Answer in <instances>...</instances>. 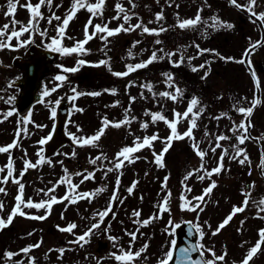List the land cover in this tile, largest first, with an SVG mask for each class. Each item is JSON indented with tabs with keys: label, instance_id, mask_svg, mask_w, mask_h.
<instances>
[{
	"label": "rangeland",
	"instance_id": "1",
	"mask_svg": "<svg viewBox=\"0 0 264 264\" xmlns=\"http://www.w3.org/2000/svg\"><path fill=\"white\" fill-rule=\"evenodd\" d=\"M37 2L38 0H31L33 5ZM88 2L95 3L96 0H88ZM239 2L245 3L246 0H239ZM25 3L26 0H19V5L14 17L17 22L23 24H27L30 18L29 11L23 7ZM117 3L121 4L131 16V19L127 24L122 18L123 13L120 14V19H113V17L117 16V10L115 7ZM72 4L73 0H52L50 7L47 5L42 6L40 11L44 16V19L39 20L37 26L38 31H34L31 34L25 33L19 38V40H27L31 35V41L38 40L37 42L42 43L43 45L51 43V39L57 37V25L62 23L63 18H65L66 14L70 12ZM133 4L135 7H133ZM198 10H200L202 19L200 24L186 29H180L176 26L178 19L184 20L195 18ZM255 10L257 12L264 11V0H257V7ZM6 11L7 0H0V27L6 23H11L12 17H6L4 15ZM160 12H163L164 19L156 21V14ZM52 14L61 17V21L53 20L52 23L49 24L48 17ZM214 16L219 17L221 21L236 24L240 30L234 32L232 28H212V17ZM89 17L90 13L86 9H80L76 12L75 17L70 21L68 28L66 29L65 38L61 41L63 47H73L77 41L84 40L85 25L88 23ZM244 20L245 18L242 13L219 0H131V3L130 0H105L103 14L102 16L95 17L93 19V24H101L103 26L107 25V22H110L113 26H107L110 29H115L121 24H124L125 27H127L129 24L135 25L142 22L144 26H147L150 29L159 30L163 27L167 29V31L160 32L159 35L144 33L142 29H136L135 31L130 32L121 31L116 35L108 37L107 41L100 38L102 35L106 34L98 33L93 39L89 40L84 45V52L68 55L63 54V57L59 59V61L51 64L53 67L57 68L61 75L64 73L67 76L69 75V77L63 82L56 80V76L46 79L45 90L50 91L52 88H56V91H50V95L47 96L46 100L34 111V115L30 119L31 122L28 124L29 126H32L33 129L36 127L35 124L37 123V120L42 121L41 125L45 124V122L49 124V114H51V112L49 113V110L51 111V106H54V102L57 99L64 98L72 93L71 88L73 87H75L78 92L84 93V95H80L75 100V108L82 110L87 109L86 114L81 115L82 112L75 111L73 106L74 111H72V122L69 124L70 126H77V123H82L80 125L82 130L78 131V133H80L79 137H82V132H84L83 129H85V126L87 132L93 135L102 127V124L94 127L95 124L101 123L105 118H107L109 122L121 121L125 118V110L131 108V111L128 114L129 118L132 116L136 118L131 124L119 128L112 126L107 127L104 135L101 137L102 140L96 142V145L101 144L106 152L104 155L107 156V159L103 160V166L105 169L112 167L109 162L115 159L116 153L125 146H132L136 137L142 139L144 136H151L155 133L158 134L159 139L152 143L151 148L146 147L133 154L134 158L138 157L135 159L134 163L125 162V166L122 169L107 172V174H105V180H107V182L109 180L111 184L106 185V189L111 188V180H114L113 177H116L118 174L122 176L119 187L122 186V181L124 179L129 181V185L133 184V182L139 178V182L136 185L139 194L136 193L133 196L132 201L126 199L124 206L131 204V206H140L142 208V206L145 205L147 210L143 211L144 215L149 212H152L150 217L162 214L163 219L172 220L174 223L183 218L197 219L195 221L199 224V227H202L203 232L205 233L204 240H201V244L205 249H212L216 255H222L221 249L226 246L229 247L228 254L225 255L224 261L218 262V264H240L244 258L242 255L245 254V249L247 247L252 248L257 243L260 239L258 233L261 229H264V218H262L264 217V214H262L260 219H257L256 216L252 217L251 213L255 209H251L250 207V204L256 207V203H252V199L257 194L261 193L262 195V192H264V179L260 176L261 174L257 169L260 162V146L252 139L246 140L243 145H239L246 150L249 158V162L242 165L238 162V159L232 158L234 156V135L237 136L240 133H233L230 131L234 124H239L242 120H245V117L236 111V107H250L251 103L248 105L245 104L244 106L241 103L244 100V97L246 99L252 98L253 100L254 85L248 73L241 68L239 63L231 61L232 64L227 67L226 76L220 74L217 70L221 69V63L219 60L221 59V56L229 57L230 54H240L241 56L244 47L250 43V40L253 42L260 36L259 27L256 24H253L249 18H246V21ZM116 22L121 23L117 24ZM18 28L19 23L17 24V29ZM44 30H47L46 35L42 37L39 32ZM10 31L11 29H9V32ZM88 31L89 34H91L93 28L89 27ZM224 39L229 40L230 49L223 52L228 56L221 54L220 47L219 49L215 48L218 46L217 43L222 42ZM156 40H160L161 43L156 44ZM0 41H5V38L0 37ZM137 41L139 43H136ZM5 42L8 43L10 47L0 48V97H2V99H0V117H3V114L6 112L2 107H5L7 104V98L10 96L15 97L17 95L16 88H11L8 85V82L20 73L19 69L12 65V57L15 53H23V50L29 44L28 43L23 47H17L19 41L16 38ZM196 45H199L200 49L204 48L203 45H208L207 48L216 50L212 51L214 55L211 56H208L210 52L198 55L197 48L195 47ZM161 49L163 52L160 51ZM154 51L157 52L158 57L163 56L164 58L157 59L147 67L137 69L136 71L129 73L127 76L117 77L112 74L113 72L127 71L128 65H136L147 61ZM215 51L216 53H214ZM167 52H176L177 55L169 59L164 56ZM129 53H131V55H129ZM181 54L184 56V63L173 68L174 64L172 61L180 60ZM188 57L196 58L189 61ZM79 60H84L86 63L78 66L77 61ZM101 60H106L107 64L101 65L99 63ZM206 61L208 64L205 68L196 72L192 71L193 67L205 64ZM251 62L260 78L264 80V70L261 71V66L264 69V46L259 47L255 51L251 56ZM164 63L170 64L172 66L170 70H174L173 72L175 74L166 70L161 71L160 68ZM73 67H78V71L75 72L78 76L77 79L71 76V73L73 72L68 73L63 71L64 68ZM166 73L173 76L172 87L168 86L165 76ZM205 73H207L206 77ZM202 77L204 78L202 79ZM130 83L132 86H129ZM145 84L152 85L151 92L148 91L147 88L142 87V85ZM58 85L60 86L58 87ZM177 87L181 89L182 95L175 102L165 97H160L158 95L154 96V93L164 91L174 92ZM119 88L121 91H119ZM112 89L116 90L115 94H112ZM93 92H98L100 95H85V93ZM130 97H135V101L130 102ZM194 97L200 102L199 105H197V109L202 108L203 111L197 119V127L193 130V136L196 141L199 142L201 150L207 152V155L204 158V164L208 170L216 167L221 155L220 148L216 149L215 153L210 150L212 147H215V137L220 134L230 137L229 140L221 141L222 147L228 149V153L223 161L224 169L219 175H214L217 177L215 180L217 186L213 189L212 193L205 198L206 203L202 205L203 211L181 210L180 207V196L182 192L189 200H191L192 197L201 195V191L207 188L206 185L211 182L207 178L201 181L196 175L190 177L187 181L184 179L189 171L199 168L201 164L200 158L196 155L191 146L193 143L192 140L188 138L174 140L172 146L163 157L164 166L159 167L154 162L153 153L159 154V143L160 141L165 140L170 129L165 123H163V121H157V123H154L155 126L148 124L149 126L147 129L141 128V123H144L145 120L150 117V115L145 114L146 112H162L169 120H171L173 118V111L183 113ZM126 99L129 103L121 113L124 116H121L118 110L109 112L108 106H111L112 103L115 105V101L119 100H122L124 103ZM123 103L118 104V107H122ZM89 105L91 107L94 106V109L90 108ZM12 107H14L13 104ZM197 109H194V111ZM105 112L107 114L102 118V114ZM39 113H41L42 119L41 116H39ZM36 116H38V119H36ZM263 116L264 102L255 109L252 115V121L255 122V129H253L254 135L260 136L262 134L264 128ZM81 117L82 121H77V118ZM216 117L220 118L217 119ZM13 123L18 125L16 118L13 119ZM89 125L93 127L88 129ZM187 128L188 121L181 119L177 125V131L182 134ZM205 132L210 135L205 136ZM132 134H135V137H133L134 139L131 137ZM100 141L103 142L100 143ZM8 142L6 136L0 138L1 145L7 144ZM25 145L27 147H34L38 153V146L35 139L23 144L22 147ZM83 147L84 150H86V146ZM18 149L19 148H16L15 150ZM71 149L70 146H67L61 150L59 172H54L55 169L50 167V165L48 175H58L60 173H64L65 175L64 169H67L69 174H71V171L73 172L76 170V166H79V163L77 165L74 163L69 164V161L67 160V157L71 153ZM37 153L32 156L33 160L38 158ZM56 159L57 157L55 160ZM15 172L17 171L15 170ZM36 177L40 176L37 175ZM165 177H167V187L163 188L162 185L165 184ZM211 179L214 180L213 176ZM34 180H36V178H34ZM23 182L24 185H26L30 180H22V183ZM185 184L192 189L191 192H185ZM4 185L7 184H0V186ZM15 186L18 187L16 184ZM116 187L117 184L112 188L116 189ZM127 190L128 189L126 188L124 194L119 195V188L118 196L120 198L127 196V194H129ZM169 191L172 194L168 205L170 211L160 213L159 205L163 201V197ZM63 192L64 188L59 190L58 195ZM244 192L251 193L248 208L241 213H237L228 225L221 229L216 235H213V232L216 231L218 225L232 211L233 206H240L242 204L245 198L244 195H242ZM7 194L6 191L3 195V200L0 202H6L8 198ZM193 203H195V201H193ZM12 204H9L7 208H3V210L0 211V218H3L4 220L7 219L12 211L10 210ZM107 206L108 204L106 207ZM131 206L128 205L125 207V210L120 211V216L135 218L132 214ZM55 208L56 211L52 216L39 225L49 237L48 240L41 243L42 246L40 248H35L36 253H40L35 257V264H41L43 261H51L50 264H61L60 262L62 261V258L68 260L69 254H71V262L74 256L70 248L71 243L69 244L66 241L61 242L59 239V237H64L65 234L67 237L71 234L62 232L59 228H64L68 224L75 223L76 221L81 222V220L86 217L88 211L85 210L84 212H81V207L79 205H75V203L71 204L68 201L56 203L51 209ZM40 212H43V210H40ZM139 212L140 214L142 213L141 209ZM19 220L23 223L21 224ZM160 220L162 219H156L154 221ZM14 224L16 225V230L13 233H17L19 231H24L27 222L22 219H17ZM104 224L107 229L106 233L103 235H96L107 240L108 245L110 246L101 252L108 257L102 260L103 263L106 260L113 258L111 256L112 253L120 254V246L126 244L129 240L127 238V228L122 229L121 232H111L109 227L110 223ZM153 224L155 225L152 227L150 238L144 243H141L139 250L147 245V247L152 250L150 254L156 256L163 249L154 258L157 260L163 257L168 250V240L166 241V239L169 235V231L166 228H161L155 222H153ZM28 227L30 228L29 225ZM120 228L121 227H114V229ZM54 229H56V231L52 233ZM112 234L118 236L115 241L109 239V237H113ZM124 234L126 237L123 240L121 235ZM39 235L40 232L36 234V236ZM12 238L13 235H7V233L0 235V264H4L5 253L20 252L22 249V244L18 240L19 238ZM75 238L73 240H75ZM96 240L97 237L94 241L88 242L86 251L91 250L93 252L92 259L97 261L98 259L96 256L98 254L95 252L99 249L98 245L102 246L103 243L98 244ZM72 244L76 246L79 245ZM61 248L66 249L62 257H60L61 254L58 251L50 252V250H58ZM237 249L241 250V252H238ZM73 250H76V248H73ZM46 252H49V255L54 257H49ZM88 253L91 255V252L80 253L83 254L81 258L83 262L90 261ZM205 253L212 258L208 252ZM76 258H78V256ZM111 263H114V261L111 260ZM12 264L21 263L15 262ZM252 264H264V247L261 253L254 257Z\"/></svg>",
	"mask_w": 264,
	"mask_h": 264
},
{
	"label": "snow or ice",
	"instance_id": "2",
	"mask_svg": "<svg viewBox=\"0 0 264 264\" xmlns=\"http://www.w3.org/2000/svg\"><path fill=\"white\" fill-rule=\"evenodd\" d=\"M104 3H105V0H96L95 3H89L88 0H73V4H72V8H71L70 12L68 14H66L65 18H63L62 23L57 25V37L52 38L51 43H49L47 45V47L53 52L68 55V54H72V53L84 52L85 51L84 45L89 40L93 39L94 36H96L98 33L106 34V35H102L100 38L107 41L108 37L116 35V34L120 33L121 31L130 32V31H135L136 29H142V31L144 33H148V34H152V35H159L160 32L167 31V29H165L163 27H161L159 30L150 29L147 26H144L142 22H139L135 25L129 24L127 27H125L124 24H121L115 29H110L107 25L102 26L101 24H93V19L95 17L102 16ZM130 3H131V0H130ZM229 3L232 6L237 7L238 9H240L242 11H247L249 13L250 21L253 24H256L257 22H259V26L261 27L262 30H264V11L257 12L255 10L257 7V0H246L245 3H238L237 0H229ZM51 4H52V0H38V2L35 5H33L31 3V0H26V3L23 5V7H25L29 11L30 18H29L27 24H23V23L17 22L14 18L16 9L19 5V0H7V11L4 13V15L6 17H12V20H11L10 24L6 23L2 27H0V37H4L5 41H11L13 38H16L19 41L17 47H23V46L27 45L28 43H31L32 42L31 41V35L29 36V39H27V40L20 41L19 38L21 36H23L25 33L31 34L34 31H38V27H37L38 22H39V20L44 19V16H43L42 12L40 11V9L42 6H45V5L50 7ZM115 7L117 10V16L113 17V19H120L121 18L120 14L123 13L122 18L125 21V23L127 24V22L131 19V16L127 13V11L124 9V7L121 4L117 3ZM133 7H135L134 4H133ZM80 9H86L90 13L88 23L85 25V31H84V37L85 38L82 41H77L73 47H63L61 45V41L63 38H65L66 29L68 28L70 21L75 17L76 12ZM163 19H164L163 12L156 14V21H161ZM53 20L61 21V17L56 16L55 14H52L50 17H48V23L51 24ZM212 21H213V23L211 24V27L214 29H219V28L231 29L234 27V25H232L231 23L221 21L219 19V17H217V16L212 17ZM201 22H202V19H201V15H200V10H198L195 18L184 19V20L178 19L176 26H178L180 29H186L189 27H195L196 25L200 24ZM18 23H19V28L17 29ZM89 27L93 28V32L91 34H89V31H88ZM9 29H11L10 32H9ZM46 31L47 30L40 31L39 34L43 37L46 35ZM5 41H0V48L10 47V45L8 43H6ZM136 43H139V42L137 41ZM155 43L160 44L161 41L156 40ZM262 46H264V37L256 40L255 42H251V40H250L249 47L244 50L242 57L239 60H235V58H233V57H220V58L224 59L226 61H233L236 63L247 64L249 67V70L253 76L255 85L258 88L260 86V82L256 76L255 69L252 66L251 56L255 53V51L259 47H262ZM195 47L197 48V54L198 55H202L205 52H212L213 51V50H209V49H200L199 45H196ZM160 51L163 52L162 49ZM129 55H131V53H129ZM175 55H177L176 52H167L164 54V56L168 57L169 59H171V57H173ZM216 55H218V54H216ZM162 58H164V57L163 56L158 57L157 52L154 51L152 53L151 57L147 61L138 63L136 65H128L127 71H125V72H113L112 74L117 76V77L127 76V75H129V73L136 71L137 69L145 68L149 64L156 61L157 59H162ZM195 58L196 57H188V60L191 61L192 59H195ZM85 63L86 62L84 60L77 61L78 66L84 65ZM99 63L101 65H105V64H107V61L101 60ZM172 63L174 64V66H177V67L180 66L181 64L184 63V56L181 54L180 60L172 61ZM207 64H208V62L206 61L205 64H201L198 67H193L192 71L193 72L199 71L200 69L205 68ZM63 71L68 72V73L76 72V71H78V67L64 68ZM165 76H166V79L168 82V86L172 87L173 86L172 85L173 76L171 74H167V73L165 74ZM206 76H207V73H205V77ZM203 78L204 77H202V79ZM55 79L63 82L67 78L63 75H58ZM12 86H13L12 84L9 85V87H12ZM59 86L60 85H58V87ZM129 86H132L131 83ZM142 87L147 88L148 91H150V92L152 91V85L151 84H145V85H142ZM50 91L55 92L56 88H52ZM50 91L45 90L43 92L42 96L43 97L49 96ZM71 92L74 93V95L68 97V99L70 101H75V99H77L80 95H84V93L78 92L75 87L71 88ZM111 92H112V94H115L116 90L112 89ZM88 95L97 96V95H100V93L93 92V93H88ZM156 95H158L160 97L168 98V99L175 102L182 95V91H181V89H179L177 87V88H175L174 92L164 91V92L154 93V96H156ZM0 99H2V97H0ZM14 99H15V97L10 96L7 98L6 103H12V101ZM61 99L62 98L57 99L54 102V106L51 107V118L52 119H55V117L57 116L56 106H58L61 103ZM134 101H135V97H130V102H134ZM41 102H43V100H41ZM116 103L118 104L119 101H117ZM199 103H200L199 100L194 97L189 102L187 109L183 113L173 111V114H172L173 118L171 120H169L162 112H146L145 113L146 115L151 116L152 123H156L157 121H163L168 126V128L170 129L169 136L166 137L164 140L165 146L162 149V151L159 154L153 153L154 162L157 164V166H159V167L164 166L163 157H164L165 153H167L169 148L172 146V142L174 140H183L185 138H188V139L192 140L193 143L191 146H192L194 152L196 153V155L200 158L201 164H200L199 168L193 169L185 175V177H184L185 181H187L190 177H192L194 175H196L197 178L201 181H203L206 178L211 181L209 186L207 188L203 189V192L201 195L194 196V197H192L191 200H189L187 198V196L182 192V194L180 196L181 210L187 209L189 211H197V210L203 211L202 205L206 203L205 198L207 196H209L212 193L213 189L217 186L216 181L212 180L211 177L213 175H219L221 173V171L224 169L223 161H224L225 156L228 153V149L222 147L221 141L229 140L230 137L225 136L223 134L217 135L215 137V147H212L210 150H211V152L215 153L216 149H218V148L221 149V155L219 157V161L217 163V166L212 168L211 170H208L205 167L204 158L207 155V152L204 150H201L199 142H197L195 137L193 136V130L197 127V119L199 118L201 112L203 111L202 108L197 109V105H199ZM258 103H259V101L254 100L252 102V106H250V107H247V108L236 107V111H238L240 114H242L246 118L247 122H245V120H242L239 124H234L233 128L230 129V131H232L233 133H236V132L240 133L239 135L236 136L238 145L233 146L234 156L232 158L236 159L237 157H242L241 159H239V163L242 165L245 164L246 162H249V158L247 156L246 150L239 147V145H243L246 140L252 139V137L249 134V129L252 126L251 121H250V117H251V114L253 112L254 107ZM113 106H115V105H113ZM194 109H197V110L194 111ZM74 110L75 111H83L82 109L75 108V106H74ZM130 111H131V108L126 109L125 110V118L121 121H118V122H109L107 120V118H105L104 121L102 122V127L92 136L78 137L75 134H71V133L69 135L71 136L72 140L80 146H84V145L95 146L96 142H98L101 139V137L104 135L105 129L107 127L112 126V127L119 128V127L131 124V122L133 120H135L136 118L134 116L129 118L128 114L130 113ZM13 114H14V109L9 110L8 112L3 114V119L6 120L8 117L12 116ZM30 115H31V113H29L27 116L23 117L20 121H18V127H17V131L15 134L16 139H14L12 143L7 144L6 146H0V153H10V151L13 148L18 147L21 134L23 133L26 135L28 132L27 125L31 122L29 119ZM216 118L219 119L220 117H216ZM181 119L188 121V128L182 134L177 131V125L179 124ZM0 122H3V120H0ZM21 125H23V127H21ZM148 126L149 125L147 122L141 123V128H143V129H147ZM36 127H44V126L36 125ZM53 131H55V125H53ZM78 131H79V128H78ZM209 135H210L209 133L205 132V136H209ZM261 138H264V137H261ZM51 139H52V133L50 132L47 137L41 138V140L38 141V143L40 145H44L48 141H50ZM158 139H159V136H158V134H155V133L152 134L151 136H144L142 139L140 137H136L133 141V146H125V147L121 148V150L119 152L116 153L115 159L113 161L109 162V163H111L112 167H108L107 169H105V173L107 174V172H112L114 170L122 169L125 166V162L134 163L135 159L138 157L134 158L133 154L139 152L143 148H146V147L151 148L152 143ZM42 151L43 150L41 149V152ZM37 155L40 156V159H38L35 164L32 163L31 161L25 159L24 169L19 174L20 177H23L24 173L28 169L36 168L39 164L45 162V159L43 156H41L40 152H38ZM72 155H75V152H73ZM106 159H107V157L103 153H101L95 159L90 160V163L96 164L97 161L106 160ZM47 162L51 163L50 160ZM260 167L262 169V172H264V153H262ZM5 171H7V174L4 175L3 177H0V184H7L11 180L12 183L18 185V193L15 197L16 204L12 208L11 213L8 215L7 221H5L3 218H0V229L6 227L7 224H10L16 215L26 216V213L22 210V207L23 208H30V209L31 208L45 209L46 213L43 216H29L28 217L30 219L44 220L47 218V215L50 214L52 205H54L56 203L68 201V202L74 204L78 200H83V199L91 200L92 198L95 197V195L97 193H101V192L105 191V189L103 187H100V188H97L94 192L77 193L76 190L79 188V184H74L72 182V174H69L68 170L64 169L65 175L63 177H61V179L57 182V185H54L52 188L48 189L47 191H45L44 189L38 190L39 192H43L44 195L48 197L47 200L42 199L39 202H34L31 198H29L27 201H25V199H24L25 185L21 182L20 178L14 177V175H13L14 163H13V157L11 155H9L8 163L5 166L0 167V173H4ZM200 173H202V174H200ZM75 175H77V176L82 175L83 180H89V179L94 178V172H88V173L77 172V173H75ZM83 180L81 181V183H83ZM166 182H167V177H165V184L162 185L163 188L167 187ZM136 183L137 182L134 181L132 186L128 188L129 194L132 193L134 187L136 186ZM59 184H66L67 185V191H66L64 197H61L58 199L55 195H53V193L55 192L56 187ZM116 184H117V187H116V189L113 190V193H112V196L109 200L108 206L105 209L94 213L93 219H95L97 222L91 224L81 235L76 236L75 240L70 241V243L79 244L81 247H83L84 244H87L89 242L90 237L95 233V231L101 227V224L104 223L106 217H108L110 214H112V216L114 218L115 214H114V210H113V204L115 202H117L119 199V197H118V189H119V184H120L119 177L117 178ZM253 187H254V185H253ZM184 189H185V192H191L192 191V189L190 187H188L187 184L184 185ZM0 193H6V189L4 187H0ZM171 195L172 194L169 191L163 197V201L159 205V212L160 213L170 211L168 205L170 202ZM242 195H244V197H245L242 204L240 206H233L232 211L218 225L216 231L213 232V235H216L221 229H223L226 225H228L229 222L232 220V218L237 213H241V212L245 211V209L248 207L249 202H250L251 193L250 192H244V193H242ZM193 201H195V203H193ZM120 202L122 203V201H120ZM255 203H256L258 215H259V213H264V198H261L258 202H255ZM3 207H4L3 202H0V211L3 210ZM133 215L136 217H139L140 212L134 211ZM158 218H160L158 215H154L153 217H150L149 219L144 220L142 222V225H147L151 222V220L158 219ZM262 218H264V217H262ZM188 223L191 224V222H188ZM169 225H172L173 233H174L175 229H179L181 227L180 224H174V222L172 220H169ZM77 227H78L77 224L70 223L64 228H59V230L62 232L73 233V230L76 229ZM109 227H110V224H109ZM194 229H195V233L198 234L199 237L202 238L204 235L202 229L198 225L194 226ZM193 234H194L193 228L190 227L188 229L187 235L189 237H191ZM29 235H31V233H29ZM128 235H130L132 241H135L137 238L135 233H128ZM258 236L260 237V239L257 241V243L251 249L248 250V252L246 253L245 257L242 259L240 264H250V261L253 259V257L257 254L258 251L261 250L262 245H264V229H261L259 231ZM109 239H111L113 241L116 240L115 237H109ZM39 246H40L39 243H37L35 245H30L24 249H21V252L28 253L29 251H31L32 248H36ZM146 248H147V245H145L139 251L133 252L131 250V245H130L129 250L125 251V250L121 249L119 255H117L116 253H112L111 256L117 261L129 262V264H131V262L135 261L137 258H139L141 256V253L144 252L146 250ZM57 251L61 254V257H62V255L66 251V249L61 248V249H58ZM205 252H208L212 258L211 259H205L204 258ZM193 253H198L197 258H195V259L193 258V256H192ZM15 255H19V253H12V252L5 253V256L8 259H11ZM225 255H226V253L222 254V255H216V253L212 249H205L204 246L202 244H200L199 242H197L196 244H190L188 246L180 247V246H178L177 240L173 239L171 241V247L164 254V257L158 261V264H218V262L224 261ZM30 264H35V258H30ZM98 264H99V261H98Z\"/></svg>",
	"mask_w": 264,
	"mask_h": 264
},
{
	"label": "water",
	"instance_id": "3",
	"mask_svg": "<svg viewBox=\"0 0 264 264\" xmlns=\"http://www.w3.org/2000/svg\"><path fill=\"white\" fill-rule=\"evenodd\" d=\"M27 54L31 55V58L24 59L21 56L14 58L13 62L16 66H21L24 71V77L16 80L14 83L21 85L20 95L16 99L17 109L20 113L26 114L33 103L42 98V94L37 93V90L41 86L42 77L51 73L48 70L46 63L58 57L60 53L53 52L40 48V46L33 45L27 51ZM248 66V65H247ZM259 88V87H258ZM260 91H257V100L259 101ZM66 119V110H59L56 121V132L53 139L50 141L48 147L50 149H57L61 144L65 143L67 138L64 136L63 124ZM182 226V225H181ZM190 226H182L178 230V246L184 247L190 244H196V234L191 237L187 235ZM193 258H196V253L192 254Z\"/></svg>",
	"mask_w": 264,
	"mask_h": 264
}]
</instances>
